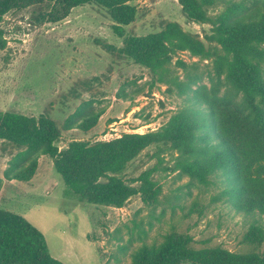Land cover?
<instances>
[{
	"label": "rangeland",
	"instance_id": "rangeland-1",
	"mask_svg": "<svg viewBox=\"0 0 264 264\" xmlns=\"http://www.w3.org/2000/svg\"><path fill=\"white\" fill-rule=\"evenodd\" d=\"M234 2L251 0H215L207 5L210 20L197 23L185 17L179 0L133 1L138 13L125 26L127 33L146 35L177 22L204 43L206 58L177 51L162 76L104 48L105 43L121 47L123 39L114 32L108 11L95 3L74 7L56 23L41 21L37 6L10 9L0 17V111L27 119L45 114L63 127L84 101L104 108L90 130H62L61 148L74 139L109 141L124 133L157 130L184 106V84L211 87L215 60L223 50L209 35L214 21ZM24 150L0 138L2 182ZM156 150L155 145L146 148L123 173L137 185L140 175L149 171L161 188L155 201L136 194L115 207L71 198L53 159L41 155L30 180L7 184L0 208L25 216L45 234L51 254L66 264H132L140 246L159 244L172 231L192 234L195 247L220 244L248 250L243 235L251 218L212 200L223 189L220 181L200 185L175 167L177 153ZM194 204L202 213L198 207L192 211ZM259 251L264 253V245Z\"/></svg>",
	"mask_w": 264,
	"mask_h": 264
},
{
	"label": "trees",
	"instance_id": "trees-1",
	"mask_svg": "<svg viewBox=\"0 0 264 264\" xmlns=\"http://www.w3.org/2000/svg\"><path fill=\"white\" fill-rule=\"evenodd\" d=\"M134 0H0V17L10 9L37 6L41 21L59 22L76 6L95 3L104 7L114 32L123 39L108 52H118L151 70L155 76L177 51L189 50L206 58L204 43L179 23L146 35L129 34L125 26L138 13ZM192 22L210 20L207 5L215 0H179ZM1 19V18H0ZM38 19V20H39ZM1 33V32H0ZM209 37L221 45L215 60L212 85L184 84V106L157 130L124 133L109 141L72 140L60 147L62 130L95 126L104 113L88 100L65 121L63 127L45 114L27 119L0 111V138L25 148L5 178L30 180L39 157L50 156L68 186L66 195L88 203L122 207L133 195L155 201L160 187L143 172L139 184L123 173L146 148L177 153L175 167L200 185L220 183L223 189L213 201H224L236 213L251 218L243 235L246 251L223 245L194 246L189 232L172 231L159 244L145 243L133 254L132 264H264V0L234 2L214 21ZM17 159V158H16ZM0 180V188L2 186ZM199 209L198 204L192 206ZM0 264H66L55 258L45 234L25 216L0 208Z\"/></svg>",
	"mask_w": 264,
	"mask_h": 264
},
{
	"label": "crops",
	"instance_id": "crops-1",
	"mask_svg": "<svg viewBox=\"0 0 264 264\" xmlns=\"http://www.w3.org/2000/svg\"><path fill=\"white\" fill-rule=\"evenodd\" d=\"M42 157V156H41ZM41 157L39 158V160L41 159ZM40 163V161H39ZM39 168V166H38ZM17 182V179H12V180H8V179H5L4 182H3V186H2V189L0 191V196L2 195V192L3 190L5 189V187L7 186V184H12L14 185L15 183Z\"/></svg>",
	"mask_w": 264,
	"mask_h": 264
}]
</instances>
